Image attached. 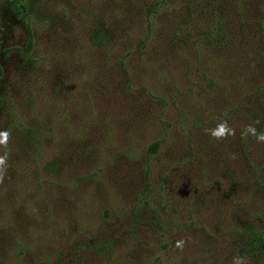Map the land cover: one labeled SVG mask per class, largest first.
Returning <instances> with one entry per match:
<instances>
[{
    "label": "trees",
    "instance_id": "16d2710c",
    "mask_svg": "<svg viewBox=\"0 0 264 264\" xmlns=\"http://www.w3.org/2000/svg\"><path fill=\"white\" fill-rule=\"evenodd\" d=\"M60 10L62 18L67 19L73 29L80 65L91 90L95 83L105 93L110 84L124 79L125 90L137 92L134 85L138 81L142 83L141 93L165 107L173 94L148 89L145 84L150 86L148 81H156L173 91L178 82L188 84L189 93L195 92L199 98L191 97L192 104L199 105L202 113V118L199 115L196 120L204 123L210 136L207 145H214L228 158L227 162L240 171L236 173L227 168L223 178L208 184V197L214 199L210 203L202 199L197 204L198 195L202 194L200 182L193 184L188 175L180 181L188 190L173 189L165 193L164 200L163 185L157 184L153 177L155 169L159 170L155 155L160 143L149 144L143 161H139L145 186L127 207L131 216L121 241L129 243L141 239L143 232L148 234L156 227L160 235L158 241L168 245L155 244L154 249L148 250V264H264V141L251 133L245 134L249 126L254 127L258 135L264 134V0H89L82 3L65 0ZM26 11V5L21 3L16 15L31 34L24 17ZM69 47L72 56L67 58L71 64L67 72L70 71L69 80L76 81V77L81 78L80 66L71 44ZM33 49L29 41L27 50ZM56 60L53 57V61ZM120 84L121 81L116 85ZM81 86L84 89L83 84ZM46 87V84L36 85L22 93L21 102L8 106L7 116L13 119L18 108L37 105ZM76 92L75 95L71 93L70 99H56L50 106L58 117L54 129L48 128L51 144L53 138H57L60 143L65 140L68 146L78 148L79 143L81 147L83 143L89 145L91 132L96 128L102 132L108 130L109 123L95 120L87 95ZM2 102L0 98V106ZM220 125L229 131L224 136H214ZM34 132L29 130L26 139L33 163L41 156L35 157L38 138ZM203 151L199 148L190 157L181 156L178 166L189 165L196 175H203L200 165L205 162L203 165L208 166L211 162L210 155L202 154ZM123 156L126 160H134ZM166 166L168 164L165 169ZM36 187L39 192L43 185L36 183ZM174 192L178 195L177 203L181 204L170 213L174 207L168 204L177 197ZM48 197L46 194L44 198L41 193L34 200H40L37 211L42 204L50 215L45 204ZM12 198L11 215L20 217L17 223L13 220L18 228L14 230L13 222L8 220L0 221V248L12 245L20 258L15 264H19L20 260H26L30 251L21 236L23 229H29L25 222L31 216L20 199H15V195ZM144 207L155 217L150 223L144 222L147 227L143 231L139 216ZM157 208L165 215L159 214ZM105 213L109 214L107 210ZM167 213H170L168 217ZM142 246L141 242L128 245L127 257L135 259L141 253L140 262Z\"/></svg>",
    "mask_w": 264,
    "mask_h": 264
},
{
    "label": "rangeland",
    "instance_id": "374dc122",
    "mask_svg": "<svg viewBox=\"0 0 264 264\" xmlns=\"http://www.w3.org/2000/svg\"><path fill=\"white\" fill-rule=\"evenodd\" d=\"M85 1L89 0H76V3ZM64 2L0 0V98L3 99L0 106V157L5 158L3 178L0 179V221L8 220L9 223L13 222L14 230L18 228L14 221L20 217L11 215L14 205L12 195L23 202L31 216L25 222L29 225V231L23 229L24 235L21 236L30 251L26 260H20L19 264H148V250L150 252L155 244L168 245L165 241H158L160 235L156 227L148 234L143 232L141 239L129 243L121 241L131 216L127 207L145 186L139 161H143L147 146L155 141L160 143L155 155L159 170L155 169L153 177L157 184L161 182L163 185L164 200L165 193L173 189L188 190L183 182L180 183L181 177L185 180L184 176L188 175L193 184L198 180L200 182L202 194L198 195L197 204L202 199L210 203L214 199L208 197V184L214 179L223 178L222 174L227 173V168L236 173L240 171L236 165L227 162L228 158L214 145H207L210 136L204 123L196 120L202 113L199 112V105L192 104L191 97L199 98L195 92L189 93L188 84L178 82L177 89L173 91L171 87L148 81L150 86L145 84L146 88H156L160 93L164 90L166 95L173 94L165 107L141 93L139 88L142 83L138 81L134 85L137 92H127L124 79L110 84L105 93L95 83L94 90H91L80 65L73 29L67 19L62 18L60 8ZM21 3L26 5L24 17L30 25L31 34L16 15V8ZM29 41H32V51L27 50ZM70 44L80 66L81 78L76 77V81L72 78L69 80L70 71L67 72V68L71 67L67 60L68 56H72ZM40 56L46 60H41ZM53 57L57 60L53 61ZM120 81L121 84L116 85ZM42 84L47 87L41 93L42 100L36 101L37 105L18 108L13 119L7 116L11 103L21 102L22 93ZM75 91L80 92L81 96L87 95L95 120L109 123L108 130L102 132L96 128L91 132L89 145L83 143L81 147L79 143L78 148L68 146L65 140L64 144L60 143L57 138H53L51 144L48 128L54 129L58 117L50 106L56 103V99H70L69 96ZM29 130H34V136L38 138L35 142L38 155L36 152L35 157L41 156L35 163L31 161L26 148ZM199 148L204 149L202 154L207 153L211 158L208 166L203 165L205 162L200 165L203 175H196L189 165L178 166L181 156L190 157ZM123 155L134 160H126ZM51 162L53 164L49 165ZM36 183L43 185L39 192ZM215 192L218 194V191ZM41 193L44 198L46 194L49 195L45 204L50 215L42 204L40 211H37L40 200L34 199ZM174 194L177 196L175 201L168 204L174 207L170 213H174L181 204L177 203L176 192ZM157 211L165 215L160 208ZM32 215H35V219ZM154 217L152 211L142 208L140 229L146 230L144 222L150 223ZM134 242L143 245L140 262L141 253L135 259L126 254L127 246ZM19 259L12 245L5 244L2 250L0 248V264H15Z\"/></svg>",
    "mask_w": 264,
    "mask_h": 264
},
{
    "label": "clouds",
    "instance_id": "9594fccd",
    "mask_svg": "<svg viewBox=\"0 0 264 264\" xmlns=\"http://www.w3.org/2000/svg\"><path fill=\"white\" fill-rule=\"evenodd\" d=\"M229 130L226 128V126L224 125H220L218 127V130H216L213 135L217 136V137H221L224 136ZM247 133H251L253 136H255L259 141H264V134H257L256 129L252 126H249L246 129L245 134ZM5 163V158L4 157H0V179L3 178V166Z\"/></svg>",
    "mask_w": 264,
    "mask_h": 264
}]
</instances>
